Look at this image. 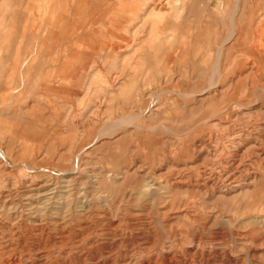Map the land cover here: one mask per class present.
<instances>
[{
  "label": "rangeland",
  "instance_id": "374dc122",
  "mask_svg": "<svg viewBox=\"0 0 264 264\" xmlns=\"http://www.w3.org/2000/svg\"><path fill=\"white\" fill-rule=\"evenodd\" d=\"M183 1L0 0V264H264V0Z\"/></svg>",
  "mask_w": 264,
  "mask_h": 264
},
{
  "label": "bare ground",
  "instance_id": "6f19581e",
  "mask_svg": "<svg viewBox=\"0 0 264 264\" xmlns=\"http://www.w3.org/2000/svg\"><path fill=\"white\" fill-rule=\"evenodd\" d=\"M174 1V3H173V7H172V13H173V17L174 18H180L182 15H183V13H184V8L183 7H181V0H173ZM183 1V0H182ZM184 2V1H183ZM197 2V1H196ZM239 2H240V0H238L237 2H236V4H235V6H234V13L232 14V16H231V18H230V30H229V35H228V37L225 39V40H223L222 41V44H221V47H220V50L218 51V54H217V59H216V62H215V64H214V74H216V73H219V74H221V71H222V58H221V56H222V54H223V49L226 47V46H228V44H230L233 40H235L236 39V36H237V15H238V13H237V11H238V8H239ZM153 3V2H152ZM151 3V4H152ZM157 3V2H156ZM159 3V2H158ZM153 5V4H152ZM159 5H161L160 3H159ZM204 6V5H203ZM154 7V6H153ZM160 7V6H159ZM185 7V6H184ZM155 8V7H154ZM154 8H153V10H154ZM163 8V7H162ZM152 9V8H151ZM190 9H191V7H190ZM150 10V9H149ZM149 10H148V12H149ZM147 12V13H148ZM190 12H191V10H190ZM200 14V13H199ZM198 13H197V15H199ZM195 15V14H194ZM145 17H147V16H145ZM190 17V16H189ZM186 18H188V17H186ZM192 18H194V17H192ZM145 19V18H144ZM151 20H153V18H151ZM162 20V19H161ZM187 20V19H186ZM170 21H171V19H170ZM161 22V21H160ZM152 23V22H151ZM158 23V22H157ZM179 23V22H178ZM181 26V25H180ZM170 27V26H169ZM200 30V29H199ZM176 31V30H175ZM149 32V31H148ZM153 33H154V31H153ZM198 33V32H197ZM173 34H175V33H173ZM194 38V37H193ZM246 38V37H245ZM255 40V42L256 43H258L259 44V42H261V44H259L258 46H255V47H253L252 49H253V52L254 51H262V52H264V47L263 46H261L263 43H262V41H263V39H261V40H259L258 41V38H253V41ZM252 42V41H251ZM196 43H197V41H196ZM199 43H200V41H199ZM198 43V44H199ZM143 44V43H142ZM197 44V45H198ZM196 48V47H195ZM227 50H229V49H227ZM231 50V49H230ZM195 51H197V50H195ZM259 53V52H258ZM228 54V53H227ZM228 57H226V59H227ZM197 62V61H196ZM195 62V63H196ZM26 63H27V61H26ZM198 63H199V61H198ZM193 65H195V64H193ZM223 66H225V65H223ZM192 67H194V66H192ZM191 67V68H192ZM21 70V69H20ZM214 74H213V76H214ZM211 77L210 78V85L209 86H211V87H214V77ZM222 77V76H221ZM22 82H23V80H21ZM209 89V88H208ZM215 90H216V88H215ZM17 91V90H16ZM211 92V91H210ZM212 93V92H211ZM208 100V99H207ZM249 104V103H248ZM240 111V110H239ZM3 120H4V116H3V118H2ZM209 119V118H208ZM143 181V180H142ZM149 182V181H148ZM152 183V182H151ZM147 186V185H146ZM151 188V187H150Z\"/></svg>",
  "mask_w": 264,
  "mask_h": 264
}]
</instances>
